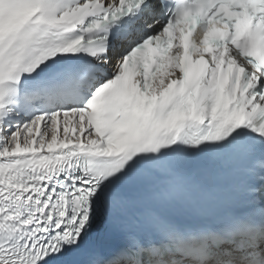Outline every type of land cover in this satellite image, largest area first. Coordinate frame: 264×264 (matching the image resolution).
Wrapping results in <instances>:
<instances>
[{
  "label": "snow or ice",
  "instance_id": "snow-or-ice-1",
  "mask_svg": "<svg viewBox=\"0 0 264 264\" xmlns=\"http://www.w3.org/2000/svg\"><path fill=\"white\" fill-rule=\"evenodd\" d=\"M0 264H264V0H0Z\"/></svg>",
  "mask_w": 264,
  "mask_h": 264
}]
</instances>
